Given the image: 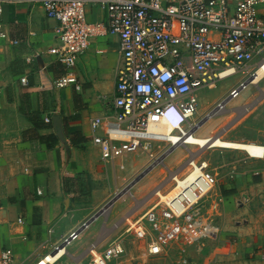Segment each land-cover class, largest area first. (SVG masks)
<instances>
[{
	"label": "built area",
	"instance_id": "built-area-1",
	"mask_svg": "<svg viewBox=\"0 0 264 264\" xmlns=\"http://www.w3.org/2000/svg\"><path fill=\"white\" fill-rule=\"evenodd\" d=\"M24 3L40 6L45 16L57 23V45L47 53L65 70V75L54 81L59 90L78 88L75 70L91 43L108 34L117 37L121 64L112 99L113 123L106 135L92 140L115 178L117 170H124L125 159L148 151L156 143H169V150L186 145L202 148L187 143V138L196 137L203 121L225 115L242 92L264 80L263 75L255 83L258 72L264 71V0H0V46L6 36L2 6ZM93 7L105 12V26L88 21L87 8ZM233 76H239L236 84L201 122H192L198 110V93L215 89ZM21 83L26 85L24 78ZM257 103L253 99L241 105L238 112H233V120L249 113ZM44 122L48 124L49 119ZM163 122L170 126L169 136L175 143L156 132ZM100 124L94 119L92 131ZM214 138L222 140L221 132L205 140ZM181 139L182 144L174 147ZM251 144L256 155L247 153L249 158L262 159L264 148ZM150 161L157 166L158 156L150 155ZM187 169L183 175L172 174V188L162 194L156 191V201L143 212H130L107 226L126 188L114 192L86 221L61 237L37 264H59L64 259L73 264H123L127 253L123 236L141 242L138 259L161 256L180 238L190 244L217 239L224 198L217 191L216 176L208 162L190 150ZM98 218L104 222L106 235L71 255L69 248ZM117 230L120 234L107 240ZM0 264H15L11 250L0 251Z\"/></svg>",
	"mask_w": 264,
	"mask_h": 264
},
{
	"label": "crops",
	"instance_id": "crops-1",
	"mask_svg": "<svg viewBox=\"0 0 264 264\" xmlns=\"http://www.w3.org/2000/svg\"><path fill=\"white\" fill-rule=\"evenodd\" d=\"M87 18L106 25L99 7L87 8ZM2 23L0 251L11 250L15 264H37L112 197L136 153L125 159L124 170H117L115 178L92 141L106 135L113 123L112 99L121 64L116 36L91 43L75 70L78 88L59 90L54 81L65 70L47 53L57 45V23L40 6L25 3L2 6ZM94 119L101 121L96 131L90 126ZM237 157L223 173L211 168L224 198L221 232L249 241L246 252L252 251V259L239 264H264V157L242 163ZM103 225L96 219L69 253L77 255L103 237ZM71 263L64 259L59 264Z\"/></svg>",
	"mask_w": 264,
	"mask_h": 264
},
{
	"label": "rangeland",
	"instance_id": "rangeland-1",
	"mask_svg": "<svg viewBox=\"0 0 264 264\" xmlns=\"http://www.w3.org/2000/svg\"><path fill=\"white\" fill-rule=\"evenodd\" d=\"M238 80L239 76H233L218 83L215 89L200 91L197 97L199 113L193 118L192 122H201L208 110ZM263 87L264 80L257 87H250L247 91L242 92L241 96L231 103L232 109L229 112L216 119L203 121L201 128L197 130L195 136L204 139L218 135L221 132L222 141L234 144L231 149L223 147L199 148L196 145H186V147L171 148V152H168L164 157L163 155L169 150L170 145L163 142L152 145L148 151H138L132 158L127 170L121 174L124 176L115 192L126 189L122 193L124 194L122 199L114 206L108 218V225L112 226L114 223H118L124 215L130 212H143L156 201L154 195L156 191L160 190L162 194L171 189L174 185L171 180L172 174L179 173L183 175L188 171L189 150L195 156H200L201 159L207 161L211 168L216 167L222 173L230 168L231 162L236 159V156H238L237 159L240 160V163L253 160L247 155V153L249 155L254 153V146L251 143L264 144ZM253 99H256L258 103L252 110L233 120L235 117L233 112H238L241 105ZM150 155L158 156L157 166L140 178L143 172L152 166ZM160 213L161 217L165 218L164 211L161 210ZM102 231L103 228L100 230V236H105V229L104 232ZM120 232L121 230H117L107 240L110 241L113 236L120 234ZM122 238L127 251L124 264H239L240 261L247 262L252 259V251L251 253L246 252L250 243L248 244L249 241L245 237L236 238V236L228 234L223 236V231L217 239L206 240L200 244H190L185 239L180 238L170 245L161 256L143 259H138L141 255V242L128 236ZM259 248L256 251H261Z\"/></svg>",
	"mask_w": 264,
	"mask_h": 264
},
{
	"label": "bare ground",
	"instance_id": "bare-ground-1",
	"mask_svg": "<svg viewBox=\"0 0 264 264\" xmlns=\"http://www.w3.org/2000/svg\"><path fill=\"white\" fill-rule=\"evenodd\" d=\"M263 75H264V71L263 70H260L258 72V74H257L256 79H255V83L259 79H261L263 77ZM197 114H198V110H197L196 115ZM196 115H195V117H196ZM195 117H193V118H195ZM193 118H192V120H193ZM167 123H168V125H170L169 124L170 123L169 121ZM163 124L166 125V126H164ZM168 125L165 122H163L162 123V126H159L156 132L159 134V137H165V138H168V139L170 138L169 140H171V141H173V143H175L176 140L173 137L169 136V131H171V128ZM182 140L183 139H181L180 141H178L177 144L174 147H176L178 144H182V142H181ZM187 143H196V144L201 145L202 148L203 147H223V148H229V149H231L232 147H234V144L232 142L217 140L216 138L211 139L209 141V140H205L204 138L190 137V138H187ZM250 155L255 156L256 154L255 153H253V154L250 153ZM193 177L194 176H192V178ZM126 192H127V190L125 191V193ZM175 192L176 191H173L171 193V195H173ZM42 264H45V262H42Z\"/></svg>",
	"mask_w": 264,
	"mask_h": 264
},
{
	"label": "water",
	"instance_id": "water-1",
	"mask_svg": "<svg viewBox=\"0 0 264 264\" xmlns=\"http://www.w3.org/2000/svg\"><path fill=\"white\" fill-rule=\"evenodd\" d=\"M168 152H171V150H168L167 153L165 155H163V156L165 157L168 154ZM164 157L161 158V159L163 160ZM155 166H156V164L155 165L153 164L151 167H149L147 170H145L143 172V174L140 176V178H142L144 175H146L148 172H150Z\"/></svg>",
	"mask_w": 264,
	"mask_h": 264
},
{
	"label": "clouds",
	"instance_id": "clouds-1",
	"mask_svg": "<svg viewBox=\"0 0 264 264\" xmlns=\"http://www.w3.org/2000/svg\"><path fill=\"white\" fill-rule=\"evenodd\" d=\"M171 131H169V133H170Z\"/></svg>",
	"mask_w": 264,
	"mask_h": 264
}]
</instances>
